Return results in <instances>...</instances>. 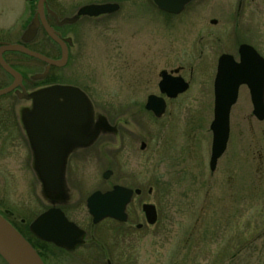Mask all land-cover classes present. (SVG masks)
Here are the masks:
<instances>
[{
  "label": "rangeland",
  "instance_id": "1",
  "mask_svg": "<svg viewBox=\"0 0 264 264\" xmlns=\"http://www.w3.org/2000/svg\"><path fill=\"white\" fill-rule=\"evenodd\" d=\"M37 1L0 0V37L23 39L35 23ZM107 2L119 8L77 14L84 5ZM49 5L58 11L56 23L70 20L58 29L71 45L67 64L50 74L85 94L89 117L103 134L92 157L73 169L72 181L62 168L59 184L71 187L63 194L67 210L87 229L88 242L60 262L264 264V119L252 113L244 87L231 107L226 148L215 169L209 167L217 59L222 53L237 59L243 42L264 57V0H191L177 14L153 0H50ZM39 26L27 41L56 56V46ZM22 58L29 76L46 68L30 56ZM176 67L189 86L167 99L165 112L156 117L144 107L147 96L160 94L161 70ZM28 155L19 161L0 154V170L22 173L27 185L37 173L45 185ZM108 169L112 173L104 178ZM3 180L0 176V188ZM113 184L141 189L127 206L131 226L111 218L90 220L87 197ZM145 202L156 206L153 224L142 210Z\"/></svg>",
  "mask_w": 264,
  "mask_h": 264
},
{
  "label": "water",
  "instance_id": "2",
  "mask_svg": "<svg viewBox=\"0 0 264 264\" xmlns=\"http://www.w3.org/2000/svg\"><path fill=\"white\" fill-rule=\"evenodd\" d=\"M191 0H153L162 10L177 14L181 12ZM46 0L37 1V12L34 16L35 23L23 34L24 40L33 37L37 25H43L47 35L60 45L59 58H50L47 55L29 49L22 44L9 43L5 48L20 50L30 56L44 61L46 70L54 66H63L67 60L68 39L61 38L59 33L47 23L44 15ZM117 3H94L80 7L78 15L96 16L109 13L118 9ZM70 21L63 19L59 23ZM212 22H216L215 19ZM239 60L230 53H222L218 57L217 70L214 78V105L213 119L210 123L212 131L211 153L209 167L215 169L218 158L224 152L230 131V110L237 101L240 84H247L250 89L253 114L260 120L264 119V57L250 44L241 43L238 46ZM1 64L8 70L10 66L0 57ZM161 79L158 83L161 93L174 98L184 92L189 83L180 75H172L167 70L160 72ZM5 89L0 90L4 92ZM33 99V109L27 115L28 133L37 154V169L40 171L47 187L51 190L60 182L62 167L54 156H43L42 147L52 146L54 131L68 130L79 138V126L89 120V105L85 94L77 87L65 84H52L27 94ZM145 109L150 110L156 117L163 115L166 101L162 95L150 93L147 96ZM58 123V125H57ZM95 134L86 138H79L81 143L89 142ZM43 138V139H42ZM61 142V141H60ZM145 147V143H141ZM59 173V174H58ZM111 170L103 172V177L108 178ZM141 189L132 188L122 184H114L111 189L93 191L86 199V206L92 216V221L97 223L104 218H113L125 222L128 218L126 211L128 203L134 194H139ZM142 210L147 223L153 224L157 220L156 206L150 202L142 204ZM54 218L57 222H55ZM138 227L141 224L137 225ZM31 230L39 237L56 242L67 248H74L83 242L84 230L73 221L67 220L63 212L49 209L39 215L31 224ZM0 255L8 264H45L36 249L30 242L0 214Z\"/></svg>",
  "mask_w": 264,
  "mask_h": 264
},
{
  "label": "flooded vegetation",
  "instance_id": "3",
  "mask_svg": "<svg viewBox=\"0 0 264 264\" xmlns=\"http://www.w3.org/2000/svg\"><path fill=\"white\" fill-rule=\"evenodd\" d=\"M49 2L50 0H46L44 6L45 19L47 23L59 33L61 38L66 39V37L63 36L61 34V31L58 29L59 23L55 22V19H57L58 15V11L55 9L56 6H53L51 9ZM51 20L53 21L51 22ZM27 24L25 26H27ZM39 27L45 31L42 24H40ZM13 39V42H6L4 38L0 37V57L11 68V70L6 69L0 62V90L5 89L4 92L0 93V154H4V156L9 159L15 157L19 161H25L28 160L29 152L31 158L36 161L37 154L33 148L27 126V115L29 114L28 111L33 109V99L28 98L27 94L40 90L41 88H44L46 86L60 83L59 78H57L56 74L54 73L52 74L53 80H51V82L41 81L48 75H50L52 68L60 69L67 64L70 58L69 48L71 47V45L67 40L66 44L68 47V55L67 60L63 66L52 65L47 69L46 72V68H44L41 73L37 75L34 73L29 76L27 65L25 64V60L22 58V56L29 57L30 55L20 50L7 49L5 48V46L9 43L22 44L29 49L39 51L50 58L57 59L61 55L60 45L52 40L54 45L56 46V49L58 50L57 55L55 56L42 52V48H40L38 45H35V43L32 42L33 40L28 42L27 40L22 39V37L20 38V36L17 38L16 34H14ZM30 57L37 59L33 56ZM236 60H239V57ZM42 62L47 65L44 61ZM167 71L172 75H180L179 67ZM241 87L247 89L248 97L250 103L252 104L249 87L247 86V84H240L238 88V94ZM161 95L165 98L167 106V99H169L170 97H167L165 93H162ZM7 98L8 100H6ZM79 131V138L81 139L93 134H95V137L89 142L81 143L79 142L81 140L76 136L75 133H71L68 130L62 132L58 130L54 131L52 146H46V148L42 147V155L49 157L54 156L55 159L60 162V164L57 166V170H59V173L62 167L65 174V179L69 178L71 181L76 172L75 171L73 173V169L76 170L77 163L86 162L92 157V147L100 139H98V137L100 135H103L102 133H100V125H96L90 117L87 122L82 123L79 126ZM38 173L39 175H41L40 171ZM0 176L4 178V180L2 181L4 183V187L0 188V214L5 217V219H7L30 242V244L41 256L45 264H62V262H60L62 257H70V255L74 254L77 248L82 247L88 242L86 235L87 229L74 221L70 217L69 211L67 210L69 198L63 196V194L67 193V191L70 190V186L64 187V190H66V192H64L63 187L60 186L59 183L52 187L51 190H46L47 187L41 184L43 183V181L41 180L40 182V180H38L39 177L37 173L34 175L33 182L31 183L32 185H27L26 180H24L26 178L25 175L12 169L0 170ZM41 179H43L42 176ZM112 186L105 190L111 189ZM149 190L151 191V189ZM56 208L60 209L63 212L67 220L73 221L81 229L84 230L83 242L72 249L67 248L63 245H59L51 240L43 239L37 236L31 230L32 222L39 215L43 214L49 209ZM54 220L55 222H57L55 218ZM90 220L92 222V216ZM120 223L129 224V226H131L128 218L125 222ZM0 264H8L1 255Z\"/></svg>",
  "mask_w": 264,
  "mask_h": 264
},
{
  "label": "trees",
  "instance_id": "4",
  "mask_svg": "<svg viewBox=\"0 0 264 264\" xmlns=\"http://www.w3.org/2000/svg\"><path fill=\"white\" fill-rule=\"evenodd\" d=\"M43 52V51H42ZM53 80L52 74L48 75L45 79H43L41 82H51Z\"/></svg>",
  "mask_w": 264,
  "mask_h": 264
}]
</instances>
